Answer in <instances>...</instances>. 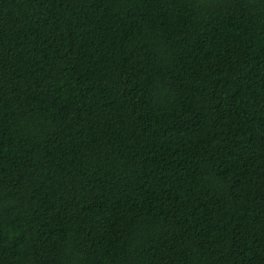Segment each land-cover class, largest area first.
I'll return each instance as SVG.
<instances>
[{"label": "trees", "instance_id": "obj_1", "mask_svg": "<svg viewBox=\"0 0 264 264\" xmlns=\"http://www.w3.org/2000/svg\"><path fill=\"white\" fill-rule=\"evenodd\" d=\"M0 264H264V0H0Z\"/></svg>", "mask_w": 264, "mask_h": 264}]
</instances>
